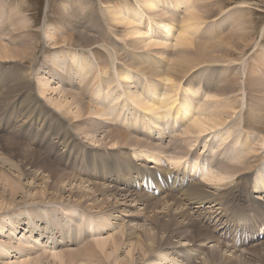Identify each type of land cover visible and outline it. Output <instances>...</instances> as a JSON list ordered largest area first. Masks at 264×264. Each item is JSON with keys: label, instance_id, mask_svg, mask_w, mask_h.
<instances>
[{"label": "rangeland", "instance_id": "374dc122", "mask_svg": "<svg viewBox=\"0 0 264 264\" xmlns=\"http://www.w3.org/2000/svg\"><path fill=\"white\" fill-rule=\"evenodd\" d=\"M135 1L136 0H0V42L14 48L16 46V48L24 47L21 49V52L19 51V56L15 58L12 57V59H0V174H5L9 177L4 181L5 178L2 177L3 175H0V201L5 200V202H7L2 203L3 206L0 208V244H5L3 247H0V264H25L24 260H26V264L31 263V261H38L39 264H70V262L71 264H121L126 260L130 261L131 258L134 260L129 264H149L151 259L158 257V253H153L151 257L149 256L150 253L147 254L144 250H141V246H136L132 252V257H128L127 255L130 242L134 237L132 233H136V235L139 234L138 236H141L140 238L146 239V232L148 231L151 234L153 232V235L157 234L156 237L152 239L154 248L159 245H166V247L172 245L171 248H167L164 251H162V249H165V246L160 248V254L165 252V260H161L158 264H208L206 262L207 258L217 260L218 264H264V235L248 241L244 244L246 246L240 247L243 248L242 250L239 248L241 251H236L235 253L233 249V251H228V249L220 245V247L218 246V242H221L218 239L220 238L219 228L221 227L217 228L218 226L213 225V222L221 217L222 209H226L227 212L232 210L237 211L241 207L245 208L249 206V199H251L254 204L256 200L253 196L258 193L264 194V189L257 193H252L249 186L251 176L254 174V178L257 181L255 182L256 185H253V188L257 189L258 182L261 188L264 187V137L261 139V131L257 129L258 125L260 127V124H264V112L262 116H256L254 113L264 101V0H191L188 5H184L183 2L185 0H181L183 1L182 3L173 0H161L162 2H160V4L151 7L155 9L152 11L149 10L148 7L138 5L137 2L139 0H137V2ZM125 2L136 14H142L141 22L139 23V21H136V24H141L139 26L142 28L144 25L147 26V23L152 24V28H147L145 31L147 35L151 33L154 34V32L156 33L155 35H157L163 32V29H160L163 28V26L157 24L156 21L171 25V30L167 35H164V32L158 35L160 36V40H162L161 42H165L166 45L169 43L167 45L168 47L164 45L165 48L153 47L151 49H145L139 44L140 47H142L139 48V46L135 45L134 36L124 35L128 30L132 29V27L134 28V24L130 26L115 24L113 22V16L111 14H106L105 11L115 5L116 8H121L124 4L127 6ZM191 7L199 12L202 19L193 20L192 23L191 20L185 21L187 20L186 16ZM164 12H166V14ZM160 14L161 16L164 15L163 17H172V21L161 20ZM109 15L112 17H109ZM103 16L104 18H102ZM99 19L103 25L100 24ZM105 23L107 24L105 25ZM188 23L194 25V27L191 25L193 29L195 26L197 27L194 29L193 34H191V39L192 37L193 39L200 38V41L203 39L202 41L205 42L203 45H205L207 49L209 48L206 44L208 43L207 41H209V44L211 43L209 47L213 49L216 47L215 50L218 48L217 50H219L220 53L211 48V55H209L210 52H206L207 49L202 45V41L200 42L198 39L196 43L194 42L195 39L192 40L194 43L190 44L191 47H187L188 45L175 46L176 37L181 27ZM190 25L188 31H193ZM91 26L94 27V30H87ZM101 28L105 30L106 33L109 32L107 34L109 36L104 34ZM45 30L46 32H44ZM78 31L82 34H78ZM47 32L58 36V44L55 45L56 47L52 46L54 41L46 37L48 34ZM61 33H66L64 36H66V40L68 39L66 41L67 43L63 44L61 42L60 37H64ZM84 34H86V37H83ZM98 35H100V37ZM87 36L91 40H89ZM94 37L99 41H92ZM85 38L86 40H84ZM87 39L89 41H87ZM135 41H137V39H135ZM193 44L198 45L196 47ZM199 45L203 46L206 51L202 50V48H200L201 46L198 47ZM181 47L186 51V56L183 54L185 53L184 50H179ZM194 47L197 48V50L199 49V52L197 51L196 54L204 51V55L207 53V56L205 55L206 57H204L203 55L202 57V53L201 55L197 54L198 57L196 58V55H193L194 52H192L195 49ZM165 49L168 52H166ZM186 49L189 51L187 52ZM200 49L202 51H200ZM23 50L26 54L23 53ZM163 50L165 52L160 55L158 51L163 52ZM181 51H183V53ZM189 52L190 55H188ZM216 52L218 55H214ZM70 53L80 55L81 59H79L80 61L78 64L85 63L84 60L88 62L86 65L84 64V70L80 71L79 81H86L88 83V89H90V87L93 88V95H90L88 92V97H85V100L89 101L93 107L95 104L97 106L99 105L106 114L105 118L103 117L102 119L85 114L88 115V117L85 116L81 119L76 117L75 119L72 112H74V110H79V105H77L76 102L71 106V109L67 108L69 111L66 109L67 106H65L66 112H64L65 109L63 105L61 109L54 105V100L64 99V96H62L64 92H66L64 90L71 88L75 89L77 92L80 87L82 88V86L85 85V82L83 83L81 81V83H79L81 86L78 83L72 84L75 82V67L70 69L62 67V69L58 70L55 68V65H53L54 63H52V61L61 62L67 59ZM165 53H167V56ZM177 54L179 56H177ZM212 54L214 57H212ZM20 55L22 57H20ZM210 56L211 58H209ZM178 57L181 58L176 60ZM195 58L197 61H195ZM192 59L194 61H191ZM180 60L182 61V65L173 66L174 63L177 62L181 64ZM142 61L144 66L149 65L153 67L154 63L158 64L156 67L160 66L166 74L169 70L174 73L173 67L177 70L181 69L187 72L185 76L173 79V82L177 86H172L178 90L176 94L178 97H180L182 93L195 113L201 112L203 109L207 110L212 104L221 105V101L224 103L226 101L228 103L230 102V105H227L226 109L222 110L223 113L220 112L222 114L219 116V119L225 120L224 124L220 127L217 126L213 129H209L208 132L202 134L192 133L190 131H187L190 133L187 134L185 133L186 128L190 127L192 117L188 115L186 111L182 112L183 117H180V114L178 116V114H175L174 111L171 110L167 113V116H164V113L161 112V116L157 114L155 118L153 116L151 117V113L148 117L138 107L136 108L137 105H130L128 103L130 102L128 90H139L138 92H141L143 95L140 88L148 86L147 82L149 80L152 83L154 81L159 83L160 81L159 92H154V95H157L160 99H163L162 93L166 90L167 86H171L169 82H166V76L163 77L161 82V80L156 78L153 80V78H149L146 73L137 70L135 66L142 64ZM44 63L47 66L49 65L46 68L47 71L40 72L39 68ZM121 68L129 69V77L124 81L123 79L119 80L116 78L118 69ZM99 69H108V74L104 75L103 78L94 77L91 79V74L96 76ZM64 70L68 72H66V77L64 76L63 81H61L63 77L62 72ZM87 71L89 73H85ZM45 76L50 77L49 88L52 89H49V91H46L45 95H43L41 89L38 88L39 82L36 80H39L37 77L42 78ZM76 80L78 81V78H76ZM89 80L91 81L90 83ZM105 80H108L110 83L108 87L98 84V82ZM189 80L193 81L192 85L194 84V89L196 91L195 100L193 101L191 98L194 97V94L192 91H189V89H191L190 86H186V82ZM26 82L29 88H25V91H23L19 97H14L11 101L2 97L5 90L9 88L11 84L20 83L21 85ZM69 83L71 84L68 85ZM204 83H207L212 89L214 88V91H218V98H206L209 89L207 88L205 92V89L202 88V86H205ZM127 85L129 87L128 90L125 88ZM5 86L6 88L4 89ZM58 87L61 88V90ZM56 88L61 92L57 90L53 91V89ZM88 89H85L86 92ZM99 89L101 90V94L97 91ZM224 91H226V93ZM29 94H34L36 98L29 102L33 104V106L38 105V107L32 109L33 113L30 112V110L25 114V112L21 111L19 108L20 100L25 97V99H29ZM154 95L150 94L146 100L148 99V101H151L150 98ZM1 97L4 99L2 100ZM178 97L175 106L180 103ZM165 98L164 96V99ZM8 101L9 103L5 104ZM201 105H203V108H200ZM256 107L257 109L255 110ZM249 112H253L254 114L252 113L250 116ZM256 112L259 111L257 110ZM66 113L70 114L67 115ZM71 116L74 118H71ZM90 120L97 122L99 125L101 124L100 126L102 127L95 126L94 122H89ZM247 120L248 122L245 123ZM258 120H262L263 122L260 121V123ZM82 123H85L84 126L86 128L88 126L91 131L87 128V132H81V127H84ZM140 123H144L150 128L149 136L141 133L138 134L137 131L129 129V127H131L130 125L134 124L135 129L138 130ZM256 124L257 128L255 127ZM80 128L81 131L79 130ZM92 128L96 130L100 128L99 131H101L97 132L95 130L96 136L93 137L90 133H94ZM113 128H115V130L129 132L130 134L132 133V136L144 140L151 145H156L157 147L148 148L140 145L128 146L127 144H130L129 142H124V146L126 147H118L116 146L117 144L108 142L109 139L105 137V132ZM226 130H228L229 133H227ZM157 135L160 137H157ZM121 142H123V140ZM121 142H118V144H121ZM9 144H11V147ZM18 148L20 150L21 148L25 149L21 150V152ZM159 148L164 149L163 154L160 152ZM145 150L156 152L158 155V162L154 166L160 167L158 164H160L161 159L164 165V168L160 167L162 173L168 168L171 169L172 166L176 169L173 171H178L174 175L170 171L171 175L178 179V184H182L184 180L188 181V177L192 174L194 179L188 182V189L179 193L171 191L174 189H165L162 192L158 191L159 193L156 194L151 191L153 188L148 189L146 186H140L139 183L133 186L134 180L139 182V179H141L137 172L145 165L144 160H136L137 157H135V154H137L136 152ZM238 153H241L242 156H239ZM124 157H128V160H124ZM170 157L171 162L172 158H181L180 164L176 166L175 164L173 165L172 162L171 166L167 161ZM186 158L190 159L192 162L197 160L198 163L203 159V162H208V165H212V167H205L206 171L202 168L200 172H195V174H193L194 172L191 171L192 168H189L190 164L187 162L185 163ZM131 159L134 161L131 162ZM248 161L254 166L238 171L235 174L227 173V179L225 178L226 180L221 182L212 179L208 181L207 177L217 174L222 166H226V169L228 168L227 170H229L231 164L242 163L244 165L248 163ZM146 163L152 164L150 161H146ZM208 168L209 171H207ZM188 170L191 173H189ZM261 173V179H257L258 175ZM131 174H135V177L132 179L133 182H127L125 185L126 179L128 177L130 178L132 176ZM201 174L205 177H202ZM205 174H207V177ZM157 175L163 177L161 173ZM119 176L120 178H124L120 180L124 183H120L117 180ZM65 177H68L71 181L67 178L65 179ZM143 179L144 177L142 180ZM52 181L55 183L50 185ZM224 183L228 184L220 187V184L222 185ZM56 184L59 186L56 187ZM100 184L102 188H104L105 185V188L109 189L121 188V190H125L127 194L132 191V194L134 193L135 196H132V201L128 200L123 202L124 200L121 199L122 195H113L115 193L114 190H108L109 193L102 192ZM10 185H18V188L14 186L15 190L18 189L13 192L14 194H11ZM124 186L127 187L124 189ZM77 189L80 191L84 190L86 196V204H84L83 208H79V206L71 202L74 196L71 199L69 198V194L77 196V193H79ZM42 190L46 193L44 191L42 193ZM98 191H101L102 194L98 195ZM146 191L151 195L145 193ZM191 192H208L207 194L210 195L211 198L217 195L219 201H208L198 208L195 206V203L190 204L192 200L189 199L188 196ZM121 193L124 194V192ZM143 194L147 195L148 198L146 196L145 200L142 199V201L137 202L138 198L144 196ZM173 196H176V198L178 197L177 201L179 202V207L173 205L171 199ZM182 197L184 198L185 205H182L184 204ZM244 200H246V202H244ZM236 201L239 202L237 205H235ZM116 202L123 204H114ZM219 202L222 204H218ZM260 204L263 205L264 203L262 202ZM22 209L23 211L28 210L29 213H26L24 217H17ZM102 209H105L103 211L104 213L97 215ZM246 209H248V207ZM256 211L261 214L259 219L261 223H264L262 211ZM183 213L185 214L183 215ZM30 214L34 218V224H36L35 221H37V217L38 219H42L41 225V222H39V228H35L33 222L28 220V215ZM4 215L5 217H3ZM22 218H25L24 221H21L23 220ZM18 219L21 220L17 223V226L14 227L13 222H16ZM190 219H193L195 224L198 223L199 220L198 226L195 225L193 221H190ZM53 220L56 224H53ZM154 220L157 221L155 222ZM102 222H105L106 225L104 227H99V223ZM235 222H237L236 219ZM233 223L234 222L231 224ZM234 224L233 226L231 225V227H234L233 229L236 227V224ZM199 226H202L203 229L199 228ZM78 228L82 230V234L78 239L77 233L76 242H73L70 237L75 234L74 231L78 232ZM214 228H217L215 230L216 233H214ZM30 229L32 232H29ZM204 229H207L208 232ZM60 231H63L65 236L67 235V231H70L68 235L69 238L62 239ZM129 232V235H132V237L127 241L125 238L129 237V235L126 237L124 236ZM154 232L156 234H154ZM109 234H117L116 237L119 236L122 238L121 245L113 252V247H109V245H111L109 243L104 247L97 246L98 242H100L99 240L110 236ZM121 234L122 236H120ZM215 234L217 235L215 236ZM200 239H202L201 242L199 241ZM15 247L18 249H15ZM66 247L72 248L76 252L78 251L77 255L81 254L73 261H71L70 258H64L62 262L60 260L58 261V258L52 255V253H54L53 251L57 252L56 250H64V248L67 249ZM211 247L217 248V250L220 251V256L211 254L210 252L213 250ZM80 248L81 250H85V255L83 251L79 250ZM100 248H102V250ZM194 248L198 250L202 249L203 251L194 253L191 251V249ZM46 257L49 260H46ZM115 257L117 258L115 259L117 263L113 260ZM123 257H125V259H123ZM205 257L206 259L204 260ZM38 258L42 261L38 260ZM19 261L23 263H19Z\"/></svg>", "mask_w": 264, "mask_h": 264}, {"label": "bare ground", "instance_id": "6f19581e", "mask_svg": "<svg viewBox=\"0 0 264 264\" xmlns=\"http://www.w3.org/2000/svg\"><path fill=\"white\" fill-rule=\"evenodd\" d=\"M173 1H178L179 3H182L183 1H181V0H173ZM191 0H185L183 3H184V5H188L189 4V2H190ZM135 2H137V0L135 1ZM160 2H162L161 0H139L137 3H138V5H141L142 7L144 6V7H148V9L149 10H155V9H153V8H151V7H155L157 4H160ZM126 3V2H125ZM127 4V3H126ZM123 5V4H122ZM116 6V5H115ZM115 6H111V8H109V9H107L106 7V9H107V11H105L106 12V14H111V15H109V17H112L113 18V22L115 23V24H124V25H126V26H130V25H133L134 24V28L132 27V29H130V30H128V32L126 33V34H124L125 36H131V37H135V39H137V41H135V39H134V42H135V45H137V46H139V48H149V49H151V48H156V47H164L165 48V46L164 45H166V43L165 42H161L162 40H160V36H158L159 34H163V32H164V35H167L169 32H170V30H171V25H169L168 23H164V22H158V21H156V23L157 24H160L161 26H163V28H160V29H163L162 31V33H159V34H157V35H155L156 33L154 32V34H146L145 33V31H146V29L147 28H152V24H149V23H147V26L146 25H144V27L142 28L141 26H139V25H141V24H139L140 22H141V19H142V14L141 13H138V14H136V12L135 11H133L131 8H130V6H128V4H127V6L124 4V6L122 7L121 6V8L119 7V8H116ZM191 6V5H190ZM189 7V6H188ZM187 7V8H188ZM199 8V7H198ZM195 9H197V8H195ZM189 10V9H188ZM199 10H200V8H199ZM203 10V9H202ZM197 11V10H196ZM195 10H194V8L193 7H191V9L189 10V12L187 13V16H186V18H187V20H185L186 22L187 21H189V20H191V23H192V21L194 20H199V19H202L201 18V16H200V14H199V12L197 11L196 12ZM201 11V10H200ZM95 12H96V10H95ZM156 12V11H155ZM158 12V11H157ZM165 14H166V12H164ZM186 13V12H185ZM200 13H202V12H200ZM102 14H104V13H102ZM101 14V15H102ZM169 14V13H168ZM202 15V14H201ZM64 16V15H63ZM164 15H162L161 16V14H160V17H161V20H168V21H172V17H163ZM166 16V15H165ZM87 17V16H86ZM157 17V16H156ZM159 17V16H158ZM102 18H104V16L102 17ZM166 18H168V19H166ZM171 18V19H170ZM185 18V17H184ZM69 19V18H68ZM85 19V18H84ZM73 20V19H72ZM100 20V19H99ZM136 21H139V23L138 24H136L137 22ZM112 22V21H111ZM99 23V22H98ZM100 24L101 25H103V23H101V20H100ZM107 23H105V25H106ZM138 25V26H136V25ZM189 23L188 24H184L182 27H181V29H180V32L178 33V35H177V37H176V45L175 46H177V47H179V46H182V45H188L187 47H191V45L190 44H192V43H196V41H197V39H195V41L193 42L192 40H194L193 39V37H192V39H191V34H193V32H194V29H196L197 27L195 26V28L193 29V27H194V25L193 24H191L190 25V27H191V29L193 30V31H188L190 28H189ZM88 26V25H87ZM95 26V25H94ZM108 26V25H107ZM136 26V27H135ZM128 28H131V27H128ZM104 29V28H103ZM108 29V28H107ZM54 30V29H53ZM87 30H94V27L93 26H91L89 29H87ZM101 30H102V28H101ZM83 31V30H82ZM85 31V30H84ZM100 31V30H99ZM103 32H104V34H108V33H106V31L105 30H102ZM161 31V30H160ZM196 31V30H195ZM44 32H46V30L44 31ZM62 32V31H61ZM87 32V31H86ZM197 32V31H196ZM48 34H47V36L46 37H48L49 39H51V40H53L54 42L52 43V46H55V45H57L58 44V40H57V38H58V36L56 35L55 36V34L53 35V33H50V32H47ZM95 33H96V31H95ZM189 33V34H188ZM46 34V33H45ZM63 33H61V35H62ZM66 34V33H65ZM65 34H63L62 36H64ZM68 34V33H67ZM76 34V33H75ZM78 34H82L81 32H79L78 31ZM88 34V33H87ZM94 34V33H93ZM93 34H90V35H93ZM97 34V33H96ZM103 34V35H104ZM111 34V33H110ZM60 35V36H61ZM86 34H84L83 35V37L85 36ZM102 35V34H101ZM112 35V34H111ZM45 36V35H44ZM99 37H100V35H98ZM107 36H109V35H107ZM71 37V36H70ZM82 37V36H81ZM86 37V36H85ZM102 37V36H101ZM122 37V36H121ZM227 37V36H226ZM61 38V42L64 44V43H67L66 41L68 40H66V36H64V37H60ZM87 38H88V36H87ZM97 38V37H96ZM103 38V37H102ZM102 38H100V39H102ZM45 39V38H44ZM71 39H72V37H71ZM80 39H82V38H80ZM89 39V38H88ZM87 39V41H89V40H91V39H89L88 40ZM106 39H108V38H106ZM111 39V38H110ZM121 39V38H120ZM200 39V38H199ZM198 39V40H199ZM225 39V38H224ZM1 40V39H0ZM11 40V39H10ZM84 40H86V38L84 39ZM96 39H95V37H94V39H92V41H95ZM112 40V39H111ZM203 40V39H202ZM201 40V41H202ZM97 41H99V40H96V42ZM113 41V40H112ZM119 41V40H118ZM200 41V40H199ZM200 41V42H201ZM82 42V41H81ZM91 42V41H90ZM117 42V41H116ZM115 42V43H116ZM167 42V41H166ZM208 42V43H207ZM206 43V45L208 46V48L210 49H207V47H205V45H203V43L205 44V42L204 41H202L201 43H202V45L205 47V49H207V51L204 49V47L203 46H201V45H199L198 47H200V48H202V50H204V51H206V52H210L211 51V48L209 47V46H211L210 44H209V41H207ZM30 43H32V42H30ZM69 43V42H68ZM87 43V42H86ZM85 43V44H86ZM93 43V42H92ZM91 43V44H92ZM197 43H199V42H197ZM200 43V44H201ZM27 44V43H26ZM129 44V43H128ZM142 46V47H140V45ZM169 43H167V45H168ZM209 44V45H208ZM218 44V43H217ZM21 45V44H20ZM70 45V44H69ZM81 45V44H80ZM134 45V44H133ZM166 45V46H167ZM194 46H196L197 47V45H195V44H193ZM222 45V44H221ZM23 46V45H22ZM213 46V45H212ZM17 47V46H16ZM14 48V47H12V46H9V45H7V44H5V43H1L0 42V59H2V60H5V59H12V57H16V56H19V51L21 52L22 50V48H24V47H20V48ZM56 47V46H55ZM168 47V46H167ZM166 47V48H167ZM176 47V48H177ZM186 47V48H187ZM220 47V46H219ZM134 48V47H133ZM195 48V47H194ZM216 48V47H215ZM215 48L213 49V50H215ZM20 49V50H19ZM33 49V48H32ZM196 49V50H195ZM194 49V51H192V52H194L193 53V55H196V58L198 57L197 56V54H199V55H201L203 52H200V53H197L196 54V52L199 50H197V48H195ZM218 49V48H217ZM215 50V51H218V53H220L219 52V50ZM221 49H222V47H221ZM228 49V48H227ZM142 50H144V49H142ZM159 50V49H158ZM162 50V49H161ZM166 50V49H165ZM179 50H184V49H182V47H181V49H179ZM187 50V49H186ZM192 50V49H191ZM201 49H200V51H202ZM24 51V50H23ZM145 51V50H144ZM149 51V50H148ZM185 51V50H184ZM189 50H187V52H188ZM214 51V52H215ZM221 51V50H220ZM154 52V51H153ZM156 52V51H155ZM165 51L163 50V52H159L158 51V53L161 55V53H164ZM166 52H168L167 50H166ZM176 52H178V51H176ZM182 53H183V51H181ZM199 52V51H198ZM23 53H25V51L23 52ZM180 53V52H179ZM218 53L216 52V53H214V55L215 54H217L218 55ZM26 54V53H25ZM157 54V53H156ZM185 56H186V51H185V53H183ZM192 54V53H191ZM207 54V53H206ZM205 54V55H206ZM209 54V53H208ZM24 55V54H23ZM69 56H68V58L67 59H64V60H62L61 62H56V61H52V63H54L53 65H55V68L56 69H62V67H66V68H68V69H70V68H72V67H75V69H74V74H75V79H74V81L75 82H73L72 84H76V83H81V82H85V85H83L82 86V88L80 87H78L79 89H78V91L76 92L75 91V89H69L68 88V90H64V91H66V92H64V95H62V96H64V99L63 100H60V99H56V100H54L53 101V103H54V105H56V106H58L60 109H61V107H62V105H63V108L65 107V106H67L66 107V109L67 108H69V109H71V106L76 102L77 103V105H79V110H74V112H72V114H74V116H75V119H76V117H78L79 119H81V118H84L85 116L86 117H88V115H85V114H89V116L90 115H93V116H96V117H98V118H102L103 119V117L105 118V116H106V114H105V112H104V110L102 109V108H100L99 107V105L97 106L96 104H95V106L93 107V105L89 102V101H87V100H85L86 98L85 97H88V92L90 93V95H93V93H94V91H93V88L92 87H90V89H88V83L86 82V81H79V77H80V71H82V70H84V66L88 63V62H86L85 60H84V62L85 63H83V64H78V62L80 61L79 59H81V57H80V55H77V54H73V53H70V54H68ZM165 55L167 56V53H165ZM188 55H190V52L188 53ZM203 55H204V53L202 54V57H203ZM204 55V57H206ZM209 55H211V52H210V54ZM208 55V56H209ZM213 55V54H212ZM214 55L212 56V57H214ZM223 55V54H222ZM163 56V55H162ZM161 56V57H162ZM177 56H179L178 54H177ZM192 56V55H191ZM221 56V55H220ZM219 56V57H220ZM20 57H22L21 55H20ZM28 57V56H27ZM164 57V56H163ZM201 57V56H200ZM199 57V58H200ZM215 57H217V56H215ZM222 57V56H221ZM227 57V56H226ZM19 58V57H18ZM165 58V57H164ZM174 58V57H173ZM181 58V57H180ZM179 57L176 59V60H179L180 59ZM183 58H184V56H183ZM196 58H195V61H197L196 60ZM198 58V59H199ZM209 58H211V56L209 57ZM17 59V58H16ZM31 59V58H30ZM185 59H186V57H185ZM184 59V60H185ZM217 59V58H216ZM223 59V58H222ZM139 61V60H138ZM152 61V60H151ZM181 61V60H180ZM188 61V60H187ZM191 61H194L193 59L191 60ZM198 61H201V60H198ZM176 62V61H175ZM189 62H190V60H189ZM46 63V62H45ZM43 64L40 68H39V71L41 72H45V71H47L46 70V68L49 66H47L46 64ZM51 63V64H52ZM145 63V62H144ZM174 63V62H173ZM75 64H78V65H75ZM85 64V65H84ZM137 64V63H136ZM139 64V63H138ZM176 64V65H175ZM183 64H185V63H183ZM67 65V66H66ZM74 65V66H73ZM146 65V64H145ZM158 64H156V63H154V66L153 67H151V66H149V65H146V66H144L143 65V61H142V64H139L138 66H135L136 67V69L137 70H139L140 72H142V73H146L148 76H149V78H153V80H154V78H156V79H159V80H161V82H162V80H163V77H165L166 76V82H169L170 84H171V86L170 87H168L167 86V88H166V90H164V92L162 93V95H163V99L161 98H159L157 95L155 96L154 95V92H156L157 91V93L159 92V90H160V81H159V83L158 82H150V80L147 82L148 84V86H144V87H142V88H140L141 89V91L143 92V95L141 94V92H138L139 90H134V91H130V90H128L129 89V87H128V85L127 86H125V88H126V90H128V93H129V101L130 102H134V103H130V102H128L127 100V102L130 104V105H132V104H134V106H136V108L138 107L144 114H146L148 117H149V115H150V113H151V117L153 116V117H157V114H160V116H161V112H163L164 113V116L166 115H168L167 113L168 112H170L171 110H173L174 111V113L175 114H178V116H179V114H180V117H183L182 115V112L183 111H186L187 113H188V115H190L191 117H192V119H191V121H190V127H187L186 128V132L185 133H187V134H190L189 132H187V131H190V132H192V133H197V134H202V133H204V132H208V130L209 129H213V128H215V127H217V126H221L222 124H224V121L225 120H223V119H219V116L223 113V109H226V107H227V105H230V102L228 103L226 100V102L224 103V102H222L221 101V105L220 104H217V101H216V104L217 105H215V104H212L211 105V107L210 108H208L207 110L206 109H203V111H201V112H198V113H195L194 111H193V109H192V107H191V105L189 104V102H187L186 100H185V98L183 97V95H182V93L180 94L181 96L180 97H178V95H176L177 93H178V90L176 89V88H174L173 86L174 85H176L174 82H173V79H176V78H181V77H183V76H185L186 74H187V72H185V71H182L181 69H175V67H173L174 69H173V72L175 73H172L171 72V70H169V72H167V74L162 70V68H160V66L159 67H156ZM177 65H182V61H181V64H180V62H177V63H174V65L173 66H177ZM222 65V64H221ZM149 66V67H148ZM192 66V65H191ZM128 70L129 69H123V68H121V69H118V72H117V77L116 78H118L119 80L121 79H123V81L124 80H126L128 77H129V73H128ZM73 71V70H72ZM107 71H108V69H105V70H102V69H99V71H98V74H96V76H94V74H91V79L92 78H94V77H100V78H103L104 77V75H106V74H108L107 73ZM57 72V71H56ZM66 72H68L67 70L65 71H63L62 72V74H63V77L61 78V81H63V79H64V76L66 77ZM54 73V72H53ZM85 73H89L88 71L87 72H85ZM61 74V73H60ZM145 75V74H144ZM146 75V76H147ZM110 76V75H109ZM52 77V76H51ZM76 78H78V81L76 80ZM148 78V77H147ZM228 78V77H227ZM6 79V78H5ZM37 79H39V80H36V81H38L39 82V86H38V88H40L41 89V91L43 92V95H45V93H46V91H49V82H50V77H42V78H38L37 77ZM236 79V78H235ZM234 79V80H235ZM60 81V80H59ZM64 81H66V80H64ZM91 81L89 80V83H90ZM82 83V84H83ZM152 83V84H151ZM192 83H193V81H187L186 82V86H190V88L191 89H189V91H192L193 92V94H194V97H192L191 99H192V101L193 100H195V94H196V91H195V89H194V84L192 85ZM262 83V82H261ZM260 83V84H261ZM71 83H69L68 85H70ZM98 84H101V85H103V86H109L110 85V83L108 82V80H105V81H100V82H98ZM226 84V83H225ZM229 84V83H228ZM10 85V84H9ZM66 85V84H65ZM67 85V86H68ZM80 85V84H79ZM78 85V86H79ZM126 85V84H125ZM173 85V86H172ZM204 85L205 86H202V88L203 89H205V92H206V90H207V88L209 89L208 90V92H207V95H206V98L208 97L209 99L211 98H215V97H217L218 98V91H214L211 87H209L208 85H207V83L205 84L204 83ZM218 85V84H217ZM255 85V84H254ZM28 86V83L26 82V83H22L21 85H20V83H17V84H14V85H10V87L9 88H7L6 90H5V92H4V94L2 95V97H5L6 98V100H9V101H11V99H13L14 97L16 98V97H19V95L23 92V91H25V88H29V86ZM32 86V85H31ZM72 86V85H71ZM81 86V85H80ZM177 86V85H176ZM61 87V86H60ZM75 87V86H74ZM101 87V86H100ZM136 87V86H135ZM250 87V86H249ZM253 87V86H252ZM260 87V86H259ZM6 88V86L4 87V89ZM59 88V87H58ZM63 88V87H62ZM137 88V87H136ZM224 88H226V87H224ZM251 88V87H250ZM52 89V88H51ZM50 89V90H51ZM60 90H61V88H59ZM85 89H88L87 90V92H86V90ZM168 89V90H167ZM216 89V88H215ZM54 90H57V88L56 89H53V91ZM60 90H57V91H60ZM180 90V89H179ZM213 90V91H212ZM221 90H222V92H223V89H222V87H221ZM220 90V91H221ZM264 90V89H263ZM98 92H99V94H101V90L99 89V90H97ZM166 91V92H165ZM1 92V91H0ZM31 92H32V90H31ZM61 92V91H60ZM211 92V93H210ZM225 93H226V91H224ZM54 93V92H53ZM28 94V93H27ZM59 94V93H58ZM95 94H96V92H95ZM150 94H152V95H154V96H152L151 98H150V100L151 101H148V99L146 100V98L150 95ZM87 95V96H86ZM26 96H28V95H26ZM29 96L30 97H28L29 99H25V98H23V99H21L20 100V110L21 111H23V112H25V114H26V112H29L30 110V112H32V109H34V107H38V105H34L33 106V104H31L29 101H31V100H35L36 98H35V95L33 94V95H31V94H29ZM47 96V95H46ZM164 96L166 97L165 99H164ZM173 96H177L180 100V103L177 105V106H175V104H177L176 102H177V97H173ZM1 97V98H2ZM62 98V97H61ZM4 98H2V100H3ZM71 99V100H70ZM116 99V98H115ZM261 99H263V98H261ZM114 100V99H113ZM222 100V99H221ZM249 100H250V98H249ZM9 101L8 102H6L5 104H7V103H9ZM52 101V100H51ZM224 101V100H223ZM233 101V100H232ZM38 103V102H37ZM220 103V102H219ZM208 104V103H207ZM258 104H259V101H258ZM77 105H75V106H77ZM180 105V106H179ZM33 106V107H32ZM203 108V105H201L200 106V108ZM205 107V106H204ZM65 109V108H64ZM64 109H63V111H64ZM66 109H65V111L64 112H66ZM69 109H67L68 111H69ZM257 109V107L255 108V110ZM73 110V109H72ZM259 111V112H256V111ZM256 111H254V113L256 114V116H258V115H261L262 116V113L264 112V101H263V104L261 103V106L257 109ZM140 111V112H141ZM200 111V110H199ZM22 112V113H23ZM71 112V111H70ZM147 112V113H146ZM220 112H222V113H220ZM33 113V112H32ZM68 113V112H67ZM66 113V114H67ZM252 113L253 112H249V115L251 116L252 115ZM253 113V114H254ZM24 114V113H23ZM70 114V113H69ZM69 114H67V115H69ZM71 114V115H72ZM247 114V113H246ZM170 115V114H169ZM248 115V114H247ZM248 115V116H249ZM26 116V115H25ZM30 116V115H29ZM178 116H177V119H178ZM249 116V117H250ZM255 117V116H254ZM27 118V117H26ZM71 118H74V117H72L71 116ZM77 118V119H78ZM162 118V117H161ZM164 118V117H163ZM166 118V117H165ZM245 118V117H244ZM246 118H247V116H246ZM252 118V117H251ZM74 119V120H75ZM180 119H183V118H180ZM248 119V118H247ZM250 119V118H249ZM253 119V118H252ZM258 119V118H257ZM254 120V119H253ZM86 121V120H85ZM101 121V120H100ZM259 121V120H258ZM260 121H262V120H260ZM259 121V122H260ZM89 122H94L93 120H90ZM248 122V120L245 122V123H247ZM251 122V121H250ZM256 122V121H255ZM263 122V121H262ZM81 123V122H80ZM90 123V124H91ZM95 123V126H97V127H102V126H100L97 122H94ZM244 123V124H245ZM261 123V122H260ZM83 124V123H82ZM85 124V123H84ZM84 124H83V126H84ZM263 124V123H262ZM262 124H260V127H259V125H258V128H257V124H256V128L258 129V130H260L261 132H260V134H261V139L264 137V124L262 125ZM79 125V124H78ZM77 125V126H78ZM94 125V124H93ZM247 125V124H246ZM255 125V124H254ZM82 126V125H81ZM80 126V127H81ZM87 126V125H86ZM90 126V125H89ZM131 127H129V129H131V130H133V131H137V133L138 134H145V135H148L149 136V130H150V128L149 127H147L146 126V124H144V123H140V125H139V129L138 130H136L135 129V126H134V124H131L130 125ZM133 126V127H132ZM91 127H94V126H91ZM254 127V128H255ZM81 128H82V131H81ZM79 130L81 131V132H87L88 130H87V128L90 130V128L87 126V128L84 126V127H81ZM245 128H246V126H245ZM248 128V127H247ZM249 128H251V127H249ZM93 129V128H92ZM99 129L100 128H97V130L96 129H93V131H94V133H92V132H90L91 133V135L93 136V137H95L96 136V132H95V130L97 131V132H100L99 131ZM253 129V128H252ZM109 130V129H108ZM254 130V129H253ZM91 131V130H90ZM103 131V130H102ZM257 131V130H256ZM226 132L227 133H229V131L228 130H226ZM259 132V131H258ZM106 133V135H105V137L106 138H108L109 140H108V142H112V144H117L116 146H118V147H126V146H124V142H129L130 144H127L128 146H133V145H140V146H144V147H157L156 145H151L150 143H148V142H146V141H144V140H141V139H139V138H136V137H134V136H132L133 134L131 133H127V132H124V131H120V130H115V128H113V129H111L110 131H108V132H105ZM133 133H135V132H133ZM89 134V133H88ZM84 135H85V133H84ZM157 137H160V136H158L157 135ZM104 138V137H103ZM174 138V137H173ZM95 139V138H94ZM93 139V140H94ZM180 139V138H179ZM222 139V138H221ZM6 140V139H5ZM14 140V139H13ZM91 140H92V138H91ZM96 140V139H95ZM123 140V142H121ZM181 140V139H180ZM223 141V140H222ZM118 142L120 143L121 142V144H118ZM221 143V142H220ZM223 144V143H222ZM5 145V144H4ZM10 145V147H11V144H9ZM8 145V146H9ZM19 145V144H18ZM15 147H16V144H15ZM23 148V147H22ZM21 148V150H24V149H22ZM19 149V148H18ZM214 149V148H213ZM219 149V148H218ZM7 150V149H6ZM20 149H19V151H21ZM159 150H160V152L163 154L164 153V149L163 148H159ZM18 151V152H19ZM22 152V151H21ZM20 152V153H21ZM26 152V151H25ZM24 152V153H25ZM12 153V152H11ZM137 154H135V157H137L136 158V160H144L145 161V165H144V167L142 168V169H140V171L139 172H137V174L141 177V179H139V182H137V180H134V182L132 181V179L135 177V174L134 175H132L130 178L128 177L126 180L127 181H125V185L127 184V182H133V186H136L138 183L140 184V186H148V187H152L153 189H152V191L154 192V190L156 189L157 190V192L159 191V192H162L163 190H169V189H174V190H171V191H175V192H177V193H179V192H182V191H186L187 189H188V187H189V184H188V182H191V180L192 179H194L193 177H192V174H190L191 176H189L188 177V181H186V180H184V181H186V182H184V181H182V184H178V179L176 178V177H174L173 175L174 174H176L177 172H175V171H173V170H176V169H174L173 168V166H172V162H173V165L175 164L176 166L177 165H179L180 163V160H181V158H172V162L170 161L171 160V157L170 158H168L167 159V161L169 162V164L172 166L171 167V169H166V171H163V173H162V170H160V167H162V168H164V165L162 164V161H161V159H160V164H158V165H160V167L159 166H154L155 164H157V162H158V155L156 154V152H152V151H149V150H145V151H142V152H136ZM238 155L239 156H242V154L241 153H238ZM28 156V155H27ZM26 156V157H27ZM189 157V156H188ZM187 157V158H188ZM127 158V159H126ZM186 158V160H185V163L187 162L188 164H190V167L189 168H192V172H194L193 174H195V172H200V170L203 168V170L205 169V167H212V165L211 166H209L208 165V162L207 163H205V162H203V159L201 160V162L200 163H198V161L197 160H195V161H190V159H187ZM177 159V160H176ZM197 159V158H196ZM37 160V159H36ZM124 160H128V157H124ZM253 160V159H252ZM10 161V160H9ZM132 161H134L133 159H131V162ZM146 161L148 162V161H150V162H152V164H150V163H146ZM14 162V161H13ZM239 163H241V162H239ZM166 164V163H165ZM184 164V163H183ZM226 165H229V164H226ZM42 166V165H41ZM40 166V167H41ZM254 165L250 162V161H248V163H246V164H231L230 165V167H229V170H227L226 169V166H222V168L221 169H219V172L217 173V174H213L214 176H211V177H207V174H205L206 175V177L208 178V181H210L211 179L212 180H215V181H217V182H221V181H224V180H226L227 178H226V175H227V173H230V174H235L236 172H238V171H241V170H244V169H246V168H251V167H253ZM183 167V166H182ZM54 168V167H53ZM38 169V168H37ZM181 169V168H180ZM35 170V169H34ZM17 171V170H16ZM57 171V170H56ZM60 171V170H59ZM170 171L173 173V175H171V173H170ZM205 171H206V169H205ZM207 171H209V168L207 169ZM253 171V170H252ZM251 171V172H252ZM188 172H189V170H188ZM203 172V171H202ZM5 173V172H4ZM158 173H161V174H163V177L161 176V175H157ZM189 173H191V172H189ZM7 174V173H6ZM49 174V173H48ZM203 174V173H202ZM201 174V176L202 177H205L204 175H202ZM3 178H5L4 179V181H6L9 177L7 176V175H5V174H0ZM9 175V174H8ZM32 175V174H31ZM0 176V177H1ZM58 176H60V175H58ZM121 176V175H120ZM120 176L117 178V180L120 182V183H124V182H122V181H120V180H122V179H124V178H120ZM228 176H230V175H228ZM53 177V176H52ZM64 177V176H63ZM144 177V179L142 180V178ZM261 177H262V173L260 174V175H258V177H257V179L258 178H260L261 179ZM2 178V179H3ZM68 179V177H65V179ZM226 178V179H225ZM13 179V178H12ZM56 179V178H55ZM57 179H59V178H57ZM63 179V178H62ZM252 179H253V182H252ZM54 180V179H53ZM68 180H70V179H68ZM116 180V181H117ZM12 181V180H11ZM16 181V180H15ZM71 181V180H70ZM257 180L254 178V174L251 176V181L249 182V186H250V188H251V190L250 191H252V193H257L258 191H260V190H263L264 189V187L263 188H261L259 185V182H258V184H257V189H254L253 187V185L255 184V182H256ZM68 182V181H67ZM7 183H10V182H7ZM12 183V182H11ZM17 183V182H16ZM52 183H55V182H51V184L50 185H52ZM64 183V182H63ZM70 183V182H69ZM84 183V182H83ZM91 183V182H90ZM202 183V182H201ZM251 183H252V187H251ZM81 184V183H80ZM202 184H204V183H202ZM213 184H215V183H213ZM219 184V183H218ZM226 184H228V183H224V184H220V187L221 186H224V185H226ZM101 185V184H100ZM204 185H206V184H204ZM256 185V184H255ZM15 185H10L9 187H10V189H11V191H12V193L11 194H14L13 192H15L16 190H18V189H16L15 190V187L16 188H18L17 186L18 185H16L15 187H14ZM20 186V185H19ZM57 186H59L58 184H56V187ZM83 186V185H82ZM99 186V185H98ZM154 186V187H153ZM48 187V186H47ZM51 187H54V186H51ZM93 187V186H92ZM95 187V186H94ZM101 188H102V185L100 186ZM105 187H106V185H105ZM104 187V188H105ZM110 187V186H109ZM113 187V186H112ZM125 187H127V186H124L123 188L125 189ZM49 188H50V186H49ZM55 188V187H54ZM59 188V187H58ZM82 188V187H81ZM100 188V189H101ZM102 188V192H108V190L109 191H113L114 190V194L113 195H122V198L121 199H123L124 201L123 202H126V201H128V200H130V201H132L133 200V195H134V193L132 194V191H130V192H128V194H127V192H125V190H121V188H115V189H109V188ZM61 189V188H60ZM149 189V188H148ZM254 189V190H253ZM44 190H45V188H44ZM44 190H42V193H43V191ZM46 190H47V188H46ZM78 190V189H77ZM138 190V189H137ZM145 190V189H144ZM147 190V189H146ZM79 191V193H77V196L76 195H74V194H72V195H70L69 193V198L71 199L73 196H74V198H72V200H71V202H73L75 205H77V206H79V208L80 207H84V204H86V199H85V193H84V190L83 191H80V190H78ZM94 191L96 192V190L94 189ZM254 191V192H253ZM45 192V191H44ZM64 192V191H63ZM66 192V191H65ZM102 192L101 191H98V195H100V194H102ZM121 192H124V194L123 193H121ZM39 193V192H38ZM46 193V192H45ZM61 193V192H60ZM59 193V194H60ZM71 193V192H70ZM75 193V192H74ZM97 193V192H96ZM109 193V192H108ZM145 193H147V191L145 192ZM208 192H191L190 194H189V199H191L192 200V202H190V204H192V203H195V206L196 207H201V206H203L205 203H207L208 201H219L218 200V197H217V195H215V197H213V198H211V196L210 195H208L207 194ZM87 194V193H86ZM136 194V193H135ZM147 194H149V195H151L150 193H147ZM3 195V194H2ZM48 195V194H47ZM137 195V194H136ZM139 195H140V193H139ZM142 195V194H141ZM144 195V194H143ZM13 196V195H12ZM32 196V195H31ZM57 196V195H56ZM60 196H62V195H60ZM116 196H114V197H116ZM135 196V195H134ZM146 196L147 195H144V196H141L140 198H138V197H136V198H138L137 199V202L138 201H142V199L143 200H145L146 199ZM153 196V195H152ZM58 197V196H57ZM150 197V196H149ZM166 197V196H165ZM254 198H255V203L253 204L252 203V200L251 199H249V206H247L248 207V209H246L247 207H241L239 210H237V211H235V210H232V211H230V212H227L226 211V209H222L221 210V212H222V215H221V217L220 218H218V220H216V221H214L213 222V225H216V226H218L217 228H219V227H221V228H219V230H220V233H219V237L221 238H218L221 242H218V246L220 245L221 247H223V248H226V249H228V251H231L232 249L235 251V253H236V251H241L243 248H240V247H243V246H246V245H244L245 243H247L248 241H250V240H252V239H255V238H259L261 235H264V223H261V220L259 219L260 218V216H261V214L260 213H258L256 210H260V211H262V216L264 217V213H263V211H264V204L263 205H261L260 203H264V201H263V199H264V194L263 193H258L257 195H255V196H253ZM4 198V197H3ZM60 198V197H59ZM59 198H57V199H59ZM147 198H148V196H147ZM178 198V197H177ZM177 198H176V196H173V197H171V199H172V201H173V205L175 206H177V207H179V202L177 201ZM61 199V198H60ZM135 199V198H134ZM181 199V198H180ZM180 199H178V200H180ZM88 200H90V199H88ZM182 200L184 201V198L182 197ZM64 201V200H63ZM259 203H258V202ZM5 202V200H1L0 201V208H2V206H3V204L2 203H4ZM10 202H11V200H10ZM244 202H246V200H244ZM5 203H7V202H5ZM13 203V202H12ZM94 203H96V202H94ZM93 203V204H94ZM237 203H239V202H237L236 201V203H235V205H237ZM41 204V203H40ZM92 204V205H93ZM114 204H117V205H119V204H123V203H118V202H116V203H114ZM218 204H222L221 202H219ZM246 204V203H245ZM63 205V204H62ZM96 205V204H95ZM94 205V206H95ZM127 205H129V204H127ZM171 205H172V203H171ZM182 205H185V201H184V204H182ZM216 205V204H215ZM72 206V205H71ZM254 206V207H253ZM235 207V206H234ZM237 207H239V206H237ZM61 208V207H60ZM85 209V208H84ZM87 209V208H86ZM179 209V208H178ZM234 209V208H233ZM105 209H102L100 212H98V214L97 215H100V214H102V213H104L103 211H104ZM181 210H182V208H181ZM181 210H180V212H181ZM247 210V211H246ZM21 213V215L20 214H18L17 215V217L19 216V217H24V215L26 216V213H29L28 212V210L27 211H23V209L20 211ZM34 213V212H33ZM44 214H45V212H44ZM109 214V213H108ZM135 214V213H134ZM174 214H175V212H174ZM185 213H183V215H184ZM50 215V214H49ZM29 216V221H32L33 222V224H34V218L31 216V214L30 215H28ZM45 216V215H44ZM91 216H93V215H91ZM3 217H5V215L3 216ZM47 217V216H46ZM179 217V216H178ZM23 220H21V219H18V220H16V222H13V226L14 227H16L17 226V223H19L20 222V220L21 221H24V219L25 218H22ZM46 219V218H45ZM235 219L237 220V222H235ZM198 220V219H197ZM220 220H222V221H220ZM227 220V221H226ZM155 221V220H154ZM157 221V220H156ZM155 221V222H156ZM190 221H193V219H190ZM12 222V221H11ZM39 222H41L40 223V225L42 224V219H38V217H37V221H35V223L36 224H34V227L35 228H39L40 226H39ZM199 220H198V223H194V221H193V223L195 224V225H197L198 226V224H199ZM232 222H234L233 224L236 226L235 227V229H232L231 228V225L233 226V224H231ZM189 223V222H188ZM53 224H56L55 223V221L53 220ZM58 224V223H57ZM202 224V223H201ZM106 225V223L105 222H102V223H99V227H104ZM203 225V224H202ZM223 226V227H222ZM52 227V226H51ZM188 227V226H187ZM204 227V226H203ZM199 228H202V226H199ZM199 228H198V230H199ZM217 228H214V233H216V229ZM234 228V227H233ZM148 229V228H147ZM161 229V228H160ZM203 229V228H202ZM47 230V229H46ZM205 231H207L208 232V230L207 229H204ZM55 231V230H54ZM119 231V230H118ZM29 232H32V230L30 229V231ZM61 232V235H62V239H68L69 237H68V235L70 234L69 232L70 231H67V235L65 236V233L63 232V231H60ZM137 232V231H136ZM194 232V231H193ZM219 232V231H218ZM72 233V232H71ZM74 235L73 236H71L70 238H71V240L73 241V242H76L75 240H76V235H77V233H78V239L80 238V236H81V234H82V230H80L79 228H78V232L77 231H74ZM130 234V232L128 233V234H125V236L124 237H126V236H128ZM154 234H156L155 232H154ZM57 235V234H56ZM110 235V234H109ZM116 235L117 234H115V235H110V236H108V237H106V238H104V239H102V240H99L100 242H98V244H97V246L99 247V246H105L107 243H109V244H111V245H109V247H113L112 248V252L113 251H115L116 249H117V247L119 246V245H121V242H122V238L121 237H119V236H117L116 237ZM132 235L134 236L133 238H132V240H131V242H130V248L128 249V251H127V255H128V257H132V252L134 251V249L136 248V246H141L140 248H141V250L143 251H145V253H150V255L149 256H151L152 257V254L153 253H158V257H155V258H153V259H151L149 262V264H158L159 262H161V260H165V252H163V254L161 253L160 254V252H161V249L160 248H162V246L164 247H166V245H162V246H157V247H155L154 248V242H152V239L154 238V237H156V235H153V232H152V234L148 231V232H146V239H144V238H140L141 236H138V235H136V233H132ZM132 235H129V237H126L125 239L127 240V241H129V239L132 237ZM144 235V234H143ZM143 235H142V237H143ZM217 234H215V236H216ZM120 236H122V234L120 235ZM183 236V235H182ZM211 236V235H210ZM214 236V235H213ZM210 238H212V237H210ZM181 239V238H180ZM207 239V238H206ZM214 239V238H213ZM200 242L202 241V239H200L199 240ZM216 241V240H215ZM4 242V241H3ZM80 242V241H79ZM86 242V241H85ZM169 244V243H168ZM182 244V243H181ZM190 244V243H189ZM192 244V243H191ZM190 244V245H191ZM3 245H5V244H0V247H3ZM177 245H179V244H177ZM193 245V244H192ZM176 246V245H175ZM174 246V247H175ZM195 246V245H194ZM198 246V245H197ZM214 246V245H213ZM219 246V247H220ZM172 247V245H170L169 247H166L165 249H162V251H164V250H166L167 248H171ZM178 247V246H177ZM176 247V248H177ZM182 247V246H181ZM184 247V246H183ZM186 247V246H185ZM189 247V246H188ZM188 247H187V249H188ZM192 247V246H191ZM201 247V246H200ZM217 247V246H216ZM67 248V247H66ZM193 248V247H192ZM197 248V247H196ZM213 250L210 252L211 254H215V255H219L220 256V251L219 250H217V248H215V247H211ZM241 250H240V249ZM15 249H18V248H16L15 247ZM62 249V248H61ZM83 249V248H82ZM101 250H102V248H100ZM139 249V248H138ZM190 249V248H189ZM219 249V248H218ZM43 250V249H42ZM46 250V249H45ZM79 250H81V248L79 249ZM232 250V251H233ZM44 251V250H43ZM57 252H55V251H53L54 253H52V255L55 257V258H58V261L60 260L61 262L62 261H64L63 259L65 258H70V260L71 261H73V260H76L77 258H78V256L81 254L80 252V254L79 255H77V252L74 250V249H72V248H67V249H65L64 248V250L62 249V250H56ZM81 251H83L84 252V255H85V250L83 249V250H81ZM191 251L192 252H194V253H196V252H201V251H203L202 249H191ZM227 251V252H228ZM245 251V250H244ZM108 252V251H107ZM111 252V253H112ZM105 253H106V249H105ZM142 253V252H141ZM43 254V253H42ZM83 254V253H82ZM116 255V254H115ZM139 255V254H138ZM39 256H41V255H39ZM43 256V255H42ZM50 256H51V254H50ZM52 256V257H53ZM82 256V255H81ZM108 256H109V254H108ZM107 256V257H108ZM145 256V255H144ZM34 257H37V256H34ZM111 257V256H110ZM118 257V256H117ZM33 258V257H32ZM31 258V259H32ZM42 258V257H41ZM54 258V259H55ZM31 259H29V260H31ZM34 259V258H33ZM35 259H37V258H35ZM46 260H49V259H47V257L45 258ZM44 259V260H45ZM115 259H117L116 257L115 258H113V260L115 261ZM123 259H125V257H123ZM128 259V258H127ZM186 259V258H185ZM206 259V257L204 258V260ZM38 260H40V258H38ZM121 260H122V258H121ZM133 258H131V260L129 261H125V262H122L121 264H129V263H132L133 262ZM142 260V259H141ZM204 260H203V262H204ZM25 262V264H26V260H24ZM28 261V260H27ZM40 261H42V260H40ZM39 261V262H40ZM78 261V260H77ZM118 261V260H117ZM124 261V260H123ZM146 261H147V259H146ZM241 261V260H240ZM18 262V261H17ZM21 261H19V263H20ZM30 262V261H29ZM47 262V261H46ZM75 262V261H74ZM113 262V261H112ZM116 262V261H115ZM206 262L208 263V264H218V262H217V260H212V259H209V258H207L206 259ZM21 263H23V262H21ZM28 263V262H27ZM48 263V262H47ZM117 263V262H116ZM146 263V262H145ZM241 263V262H240ZM28 264H39L38 263V261L36 262H32L31 261V263H28ZM41 264V263H40ZM70 264H71V262H70ZM76 264V263H75ZM115 264V263H114ZM120 264V263H119ZM137 264V263H136ZM140 264V263H139ZM184 264H189V263H184ZM242 264V263H241Z\"/></svg>", "mask_w": 264, "mask_h": 264}]
</instances>
